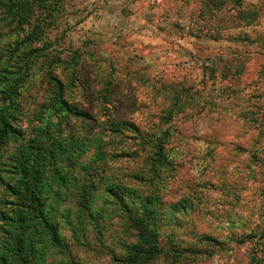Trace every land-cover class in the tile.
Masks as SVG:
<instances>
[{
  "label": "rangeland",
  "instance_id": "rangeland-1",
  "mask_svg": "<svg viewBox=\"0 0 264 264\" xmlns=\"http://www.w3.org/2000/svg\"><path fill=\"white\" fill-rule=\"evenodd\" d=\"M37 1L35 16L57 11L36 47L49 50L29 66L18 57L30 49L25 34L0 11V91L30 72L19 89L23 117L15 126L38 140L74 136L83 161L95 155L99 140L113 145L121 156L109 161L110 179L154 193L160 213L163 254L143 264H264V0ZM245 9L259 15L256 26L238 28ZM243 33L249 41L233 42ZM52 77L91 119L48 108L59 87ZM174 101L182 113L164 125ZM5 111L10 103L0 95V115ZM108 119L145 132L170 129L159 179L150 180L137 142L122 144L106 132ZM5 158L6 179L14 164ZM74 175L78 184L70 185L57 217H49L64 246L48 242L46 264H124V245L135 240L118 212H109L113 207L75 238L84 173ZM249 235L257 238L240 245Z\"/></svg>",
  "mask_w": 264,
  "mask_h": 264
},
{
  "label": "trees",
  "instance_id": "trees-1",
  "mask_svg": "<svg viewBox=\"0 0 264 264\" xmlns=\"http://www.w3.org/2000/svg\"><path fill=\"white\" fill-rule=\"evenodd\" d=\"M36 4H38L37 0H0V11L11 22L16 23L30 44L29 52L18 56L22 57L21 61L25 60L23 63L26 66L31 65L34 60L44 58L43 52L49 50L45 47L40 49L36 47L43 46L46 31L56 16L54 11H57L54 8L48 12L46 18L37 17ZM241 15L240 19L244 25L238 28H251L260 20L259 15H251V9H248V12L245 9V14L243 12ZM217 37L218 35L212 40L217 41ZM241 37L233 42L242 43L248 40L246 33L241 34ZM29 73H22L19 79H15V85L0 91L2 102L6 104L9 101L11 109V112L5 111L0 115V160L4 161L6 157L5 159L14 164L13 170L6 172L8 174L6 179L0 167V264H46L44 251L46 244L51 242L52 245L60 248L64 246L57 222L51 221L49 217H57L60 201L70 194V185L73 183L77 185L79 182L74 172L80 170L84 175L80 182L81 196L79 209L77 208V222L80 229H77L75 238H80L88 222L97 223L101 218L104 219L111 206L113 208L109 212L114 215L118 212V216L125 222L127 232L135 240L124 245L126 255L122 262L143 264L144 260L154 261L160 257L163 254L157 231L160 228L158 225L160 213L155 195L151 192L142 193L141 189L110 179L109 161L115 156H121L115 152L112 144L99 140L95 155L88 161H83L81 144L79 140L74 139V136L64 140L58 133L57 140L52 141L47 138L38 140V137L28 138L15 126L23 117L19 89L23 87ZM80 78L76 77L69 83L74 84ZM51 79L59 87L48 97L49 101L50 98L53 100V103L48 104V108L59 105L63 113L68 116L76 115L91 119L89 114L78 110L64 98L65 86L57 81V78ZM104 89L111 93L109 88ZM104 97L111 98V95L104 93ZM107 100L108 104H112L110 99ZM182 106V103L174 101L162 115L161 122H164V125L170 124L178 113H182ZM63 117L58 116L61 120ZM104 124L106 132L120 137V143L124 144L126 140L135 141L142 151H145L152 182L161 177L162 172L159 171L161 169L159 167L171 138L169 128L165 130L158 126L145 132L128 121L108 119ZM59 126L61 123L58 124V128ZM12 144L16 150L11 153ZM99 198L102 201L101 206H97ZM51 201L56 204L52 205ZM41 237H43L42 245ZM256 238L254 235H249L238 242L242 245L247 240Z\"/></svg>",
  "mask_w": 264,
  "mask_h": 264
}]
</instances>
